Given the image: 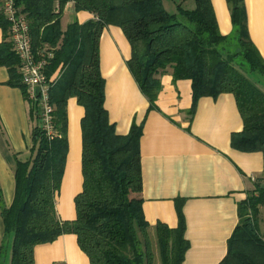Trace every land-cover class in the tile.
I'll return each instance as SVG.
<instances>
[{
    "label": "trees",
    "instance_id": "obj_1",
    "mask_svg": "<svg viewBox=\"0 0 264 264\" xmlns=\"http://www.w3.org/2000/svg\"><path fill=\"white\" fill-rule=\"evenodd\" d=\"M232 29L220 33L212 0H14L29 26L34 51L50 53L48 76L56 73L49 89L54 135L48 137L30 110L31 147L14 167V196L1 203L3 237L0 264H35L34 248L62 234L76 236L90 264H152L149 224L142 211L139 142L142 125L132 123L126 134L116 133L104 106V78L99 67V39L107 25L121 28L131 55L126 64L148 110L155 109L160 75L171 70L174 80L191 81L192 106L198 98L233 94L242 129L231 135L237 150L260 151L264 156V58L251 41L243 0H225ZM72 2L75 11L93 18L70 22L65 30L60 17ZM1 5V4H0ZM193 5V6H192ZM8 22L0 11V65L9 73L8 84L23 91L18 59L7 41ZM75 97L84 109L81 128L82 188L74 197L75 218L61 220L56 212L67 141V100ZM264 207V188L238 205L239 220L218 264H264V240L257 216ZM177 227L157 222L154 234L161 264H183L188 242L178 212Z\"/></svg>",
    "mask_w": 264,
    "mask_h": 264
},
{
    "label": "crops",
    "instance_id": "obj_2",
    "mask_svg": "<svg viewBox=\"0 0 264 264\" xmlns=\"http://www.w3.org/2000/svg\"><path fill=\"white\" fill-rule=\"evenodd\" d=\"M248 34L264 58V0H243ZM220 33L232 25L225 0H212ZM69 15V19L62 21ZM93 18L88 11H75L68 2L60 17L65 30L73 20ZM4 33L0 28V43ZM130 44L120 27L107 25L99 39V67L104 78V106L116 133L126 134L132 123L142 125L140 163L142 211L149 229L157 222L170 228L179 223L181 212L188 248L183 264H218L227 251L236 227L238 205L256 186L264 187V156L260 151H240L231 146V135L242 129V118L231 93L198 98L191 112L189 79L174 80L171 70L160 75L156 108L148 110L126 64ZM56 74V73H55ZM9 73L0 65V194L9 206L14 196V167L31 147L33 122L21 88L8 84ZM68 148L55 208L61 220L75 218L74 197L82 188L81 128L84 109L75 97L67 100ZM264 235V208L257 216ZM0 214V245L3 237ZM35 264H90L76 236L62 234L34 248ZM9 263V251L2 264Z\"/></svg>",
    "mask_w": 264,
    "mask_h": 264
},
{
    "label": "built area",
    "instance_id": "obj_3",
    "mask_svg": "<svg viewBox=\"0 0 264 264\" xmlns=\"http://www.w3.org/2000/svg\"><path fill=\"white\" fill-rule=\"evenodd\" d=\"M0 4V11L9 25L7 41L18 59L16 68L23 86L24 98L35 117L36 109L38 110L39 125L45 134L51 137L54 135V128L49 89L57 74L48 76L46 73L50 53L45 47L33 50L27 19L15 6L14 0H0ZM262 237L264 240V235Z\"/></svg>",
    "mask_w": 264,
    "mask_h": 264
},
{
    "label": "rangeland",
    "instance_id": "obj_4",
    "mask_svg": "<svg viewBox=\"0 0 264 264\" xmlns=\"http://www.w3.org/2000/svg\"><path fill=\"white\" fill-rule=\"evenodd\" d=\"M163 3H164L165 8L168 11H173L175 9V4L172 2V0H163ZM69 18H70L69 15H66V16L63 17L62 21L65 22ZM259 234L262 235L260 231H259ZM149 235H150L152 252H153L152 264H161V260H160V256H159L158 244H157V240H156L154 231L149 229Z\"/></svg>",
    "mask_w": 264,
    "mask_h": 264
}]
</instances>
